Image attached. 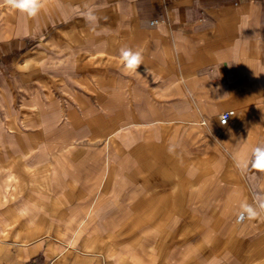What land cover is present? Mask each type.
Segmentation results:
<instances>
[{"label": "crops", "instance_id": "0c3cea01", "mask_svg": "<svg viewBox=\"0 0 264 264\" xmlns=\"http://www.w3.org/2000/svg\"><path fill=\"white\" fill-rule=\"evenodd\" d=\"M0 11V264H264V220L236 223L264 174L232 158L264 146V0Z\"/></svg>", "mask_w": 264, "mask_h": 264}, {"label": "clouds", "instance_id": "9594fccd", "mask_svg": "<svg viewBox=\"0 0 264 264\" xmlns=\"http://www.w3.org/2000/svg\"><path fill=\"white\" fill-rule=\"evenodd\" d=\"M49 0H0V7H7L18 13L20 18L36 19L46 9ZM100 5L84 3L78 9L79 15L83 18L89 30L96 35H101L109 31L102 26V17L98 15ZM119 60L125 73L137 74L138 68L144 64L143 53L139 49H133L129 46H123L119 50ZM149 71V69H147ZM231 113L219 115L221 124H227V118ZM178 145L170 142L168 152L173 154ZM233 161L236 168L242 175L250 171L264 174V146H256L252 149L249 157H242L240 152L233 154ZM264 220V191L254 192L251 201L242 199L236 212V223L245 224L251 221Z\"/></svg>", "mask_w": 264, "mask_h": 264}, {"label": "rangeland", "instance_id": "374dc122", "mask_svg": "<svg viewBox=\"0 0 264 264\" xmlns=\"http://www.w3.org/2000/svg\"><path fill=\"white\" fill-rule=\"evenodd\" d=\"M3 14H2V12L0 11V43H4V42H6L7 41V36L8 35H21L22 34V31H23V28H21V27H19L20 29H13V33H9V34H7L6 32L8 31L7 29H5L4 27H2V25H3V20H4V16H2ZM16 41V40H15ZM29 44H30V46H35L36 44L34 43V41H30L29 42ZM1 45V44H0ZM1 46H4V44H2ZM258 109H260V108H258ZM259 114H260V111H259ZM259 127H260V124H254V132H255V130H256V128H258L259 129ZM257 137V136H256ZM261 141H256L255 140V143H260ZM226 161H228V160H226Z\"/></svg>", "mask_w": 264, "mask_h": 264}, {"label": "built area", "instance_id": "2783aa9c", "mask_svg": "<svg viewBox=\"0 0 264 264\" xmlns=\"http://www.w3.org/2000/svg\"><path fill=\"white\" fill-rule=\"evenodd\" d=\"M223 113H231V114H232L231 111H224V112H222L221 114H223ZM232 116H233V114L228 116V118H227V124L230 122ZM227 124H222V125H227Z\"/></svg>", "mask_w": 264, "mask_h": 264}]
</instances>
